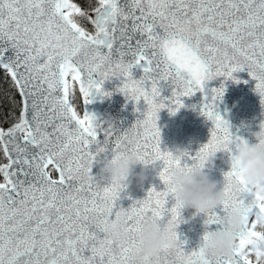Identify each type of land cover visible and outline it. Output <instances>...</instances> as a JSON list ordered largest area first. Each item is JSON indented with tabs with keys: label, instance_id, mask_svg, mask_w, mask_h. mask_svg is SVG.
Segmentation results:
<instances>
[{
	"label": "snow or ice",
	"instance_id": "snow-or-ice-1",
	"mask_svg": "<svg viewBox=\"0 0 264 264\" xmlns=\"http://www.w3.org/2000/svg\"><path fill=\"white\" fill-rule=\"evenodd\" d=\"M93 11L94 17L74 0H0V70L21 97L19 121L0 129L8 160L0 165V264H129L145 219L161 223L167 217L176 227L182 220V209L169 206L171 170L208 153L231 160L242 142L217 109L223 82L212 89L207 82L239 83L234 73L247 70L264 106V0H97ZM77 16H86L94 31ZM8 49L13 56H6ZM113 77L121 81L117 91L145 105L122 132L93 113L81 115L72 103L77 84L83 104L110 96L103 84ZM164 89L171 94L162 95ZM196 92L203 95L199 109L210 123L209 139L194 155L187 150L177 157L161 148L158 113H175ZM129 137H135L131 144ZM122 146L156 163L163 185L149 188L128 209L117 207L123 187L101 186L92 173L101 159L121 155ZM49 165L59 179L50 176ZM222 189L223 215L213 210L206 225H220L234 208L243 223L231 257L214 256L206 264H253V255L259 264L264 198L246 188L233 167L223 174ZM122 212L127 236L116 242L104 227ZM172 238L174 248L144 264H201L199 247L185 251L177 231Z\"/></svg>",
	"mask_w": 264,
	"mask_h": 264
},
{
	"label": "water",
	"instance_id": "water-1",
	"mask_svg": "<svg viewBox=\"0 0 264 264\" xmlns=\"http://www.w3.org/2000/svg\"><path fill=\"white\" fill-rule=\"evenodd\" d=\"M88 14L92 17L95 16L94 11H91ZM6 56H13L11 49H8ZM134 75L136 78H139L140 73L136 72ZM234 76L240 81L239 83L234 82L232 79L225 81L223 78H216L208 81L206 87L208 89L219 88L223 82L225 91L222 98L217 102L218 111L229 122L230 130L234 135L240 136L250 144L256 143L253 133L258 131L260 124L264 122V106L261 105V97L255 91L256 82L249 76L247 70L234 73ZM245 81L247 82L245 83ZM120 84L121 81L115 77L105 81L103 88L105 91L110 92L111 95H96L89 104H83L82 94L79 93L83 105V112L87 111L95 114L101 124H104L105 122L112 123L118 131L122 132L140 118L145 105L142 101L137 105L133 101L127 99L125 95L117 91ZM76 86L79 91L78 84ZM170 94V89H164L162 92V95L164 96H169ZM202 99V93L196 92L192 96L184 97V106L175 113H170L167 108L162 109L158 113L157 123L161 132V148L163 150L172 151L176 146H180L186 148L194 155L203 144L207 143L209 139L210 123L200 113L199 106ZM137 108L140 109L139 112L136 110ZM0 129L3 128L0 127ZM8 129H5V131ZM100 138L103 139L102 131L100 133ZM108 158H111V156ZM104 160L105 159H101L92 169L93 175L97 177L101 186H106L110 183V180L106 175L101 176L99 174V168L103 165ZM188 163L191 164L192 162L188 161ZM50 166L54 168L53 165H49V167ZM210 167L211 178L218 181L220 186H222L223 174L230 169V158L228 154L218 152ZM136 171H140L139 167H137ZM56 175L57 178L53 179H59V173L57 171ZM147 176L148 179L144 181L142 187L138 186L137 181L133 180L130 187L121 193L120 199L117 202L118 208L123 207L128 209L134 200L143 199L147 190L153 186H156L157 188L163 187L159 181L157 172H153L152 169L149 168ZM129 197L131 198L129 199ZM172 204H174V198L170 197L169 206ZM221 209L222 205H219L214 211L223 215ZM181 215L182 220L177 227L178 237L181 241L185 242V251H191L196 249L202 242L203 234L205 232L203 224L205 218L202 215H194L192 209L182 210ZM167 219L168 218L166 217L161 223H166ZM219 228L220 225L217 224L207 226V230L209 231H215ZM98 234L101 236L103 235V233Z\"/></svg>",
	"mask_w": 264,
	"mask_h": 264
},
{
	"label": "clouds",
	"instance_id": "clouds-1",
	"mask_svg": "<svg viewBox=\"0 0 264 264\" xmlns=\"http://www.w3.org/2000/svg\"><path fill=\"white\" fill-rule=\"evenodd\" d=\"M256 143H249L242 139L234 158L230 160L237 176L242 179L246 188L255 195L264 198V128L253 133ZM135 137H129L127 144L133 143ZM122 154L105 159L99 168L101 176H107L110 183L121 185L128 189L133 180L142 187L148 179L149 168L157 172L156 163H146L135 152L125 151ZM186 148L176 146L172 152L177 157H183ZM222 153V152H220ZM217 153H208L195 164L186 168H173L170 172L171 185L175 189L174 203L182 210L192 209L194 215H202L205 232L204 239L198 245L202 250L201 264H206L211 257H231L238 243L237 234L243 223L241 212L234 208L223 217L220 228L215 231L207 230L206 218L224 200V193L219 182L211 178V165ZM139 167L140 171L136 169ZM118 202V201H117ZM126 212L116 218L113 217L104 227V234L113 241L126 239L127 229L123 223ZM177 227L171 223H160L152 219H145L140 225L137 247L132 249L129 264H144L146 257L157 255L163 248H174L172 236ZM259 264H264V255L259 257Z\"/></svg>",
	"mask_w": 264,
	"mask_h": 264
},
{
	"label": "trees",
	"instance_id": "trees-1",
	"mask_svg": "<svg viewBox=\"0 0 264 264\" xmlns=\"http://www.w3.org/2000/svg\"><path fill=\"white\" fill-rule=\"evenodd\" d=\"M83 10H89L97 2L95 0H74ZM86 30L91 31V26L86 22H80ZM13 102V103H11ZM73 106L80 113L81 105L78 94L74 89V98L72 100ZM19 114V100L16 91L14 90L7 74L0 70V121L7 126L11 124L13 119L18 118ZM1 160V156H0ZM1 179V176H0Z\"/></svg>",
	"mask_w": 264,
	"mask_h": 264
},
{
	"label": "flooded vegetation",
	"instance_id": "flooded-vegetation-1",
	"mask_svg": "<svg viewBox=\"0 0 264 264\" xmlns=\"http://www.w3.org/2000/svg\"><path fill=\"white\" fill-rule=\"evenodd\" d=\"M251 259H252V260H255V256L253 255V256L251 257Z\"/></svg>",
	"mask_w": 264,
	"mask_h": 264
},
{
	"label": "rangeland",
	"instance_id": "rangeland-1",
	"mask_svg": "<svg viewBox=\"0 0 264 264\" xmlns=\"http://www.w3.org/2000/svg\"><path fill=\"white\" fill-rule=\"evenodd\" d=\"M11 103H13V102H11ZM0 124H1V121H0ZM1 150V149H0Z\"/></svg>",
	"mask_w": 264,
	"mask_h": 264
}]
</instances>
